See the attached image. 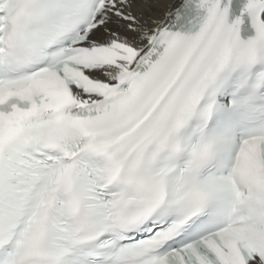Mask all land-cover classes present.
<instances>
[{
	"label": "snow or ice",
	"instance_id": "obj_1",
	"mask_svg": "<svg viewBox=\"0 0 264 264\" xmlns=\"http://www.w3.org/2000/svg\"><path fill=\"white\" fill-rule=\"evenodd\" d=\"M0 264H264V0H0Z\"/></svg>",
	"mask_w": 264,
	"mask_h": 264
}]
</instances>
